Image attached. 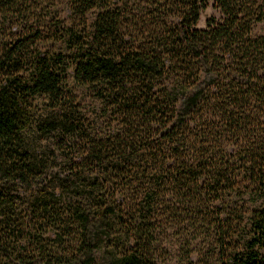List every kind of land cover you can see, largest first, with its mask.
I'll return each mask as SVG.
<instances>
[{
    "label": "trees",
    "instance_id": "obj_1",
    "mask_svg": "<svg viewBox=\"0 0 264 264\" xmlns=\"http://www.w3.org/2000/svg\"><path fill=\"white\" fill-rule=\"evenodd\" d=\"M208 2L67 0L69 24L50 38L62 51L29 58L34 33L0 52V264H155L178 210L211 238L214 264H264V205L231 199L264 197V37L250 34L262 2L211 0L217 16L199 28ZM26 3L0 0V17ZM68 74L100 103L103 132L66 97ZM35 97L60 113L41 128L78 143L55 197L19 221L1 188L30 189L47 168L22 136Z\"/></svg>",
    "mask_w": 264,
    "mask_h": 264
},
{
    "label": "rangeland",
    "instance_id": "obj_2",
    "mask_svg": "<svg viewBox=\"0 0 264 264\" xmlns=\"http://www.w3.org/2000/svg\"><path fill=\"white\" fill-rule=\"evenodd\" d=\"M27 1L23 16L18 17H0V52H2L10 43L17 39L37 33L39 40L31 42L27 50L29 58L36 54L44 52L62 51L64 45L62 42L51 41L50 38L61 28L69 24L67 16V0H25ZM262 2L263 17L261 21L251 26V36L264 37V0ZM208 7L200 14L197 27L203 26V19L209 15H216L215 11ZM92 15L87 17L90 22ZM81 32V29H78ZM32 40V39H30ZM63 90L66 97L78 103L77 109L80 110L84 121L89 122L90 133L103 132L106 129V118L101 112L100 103L92 98L89 88L77 86L73 83L71 75L65 77ZM71 97H69V96ZM59 111L49 108L44 97H35L32 101L31 119L22 131L27 152L31 153L36 159H39L47 166L45 173L37 177L30 187L24 190L16 187L1 188L7 195L9 205L16 210L18 220H23L22 216H30L28 213L29 205L35 197L46 194V200H52L51 196L53 174L60 177L64 175L65 166L63 164L67 158L75 156V151L65 146L78 143L72 136L63 135L60 131H45L41 128L42 121H51L58 117ZM59 141L65 146L66 156L55 150ZM62 156V157H61ZM61 157V158H60ZM9 188V189H8ZM231 199L235 205H241L247 211L251 208L264 205V197L256 199L254 203L247 201V194L243 187L237 191V195ZM36 203V202H35ZM32 206V205H31ZM174 208V212L177 211ZM246 217V216H245ZM244 217V220H245ZM196 225H191L180 211L166 220L163 230L157 233L154 243L155 264H214L215 257L212 247V240L202 229H196ZM198 228V227H197Z\"/></svg>",
    "mask_w": 264,
    "mask_h": 264
}]
</instances>
